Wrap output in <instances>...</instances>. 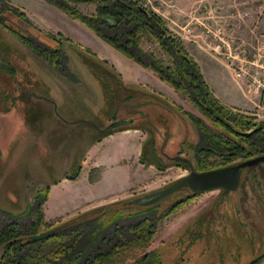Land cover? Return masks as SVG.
I'll list each match as a JSON object with an SVG mask.
<instances>
[{"label": "rangeland", "instance_id": "374dc122", "mask_svg": "<svg viewBox=\"0 0 264 264\" xmlns=\"http://www.w3.org/2000/svg\"><path fill=\"white\" fill-rule=\"evenodd\" d=\"M140 1L157 12L167 29L179 37L181 26L192 16L207 15L208 17L212 15L213 18L221 17L228 27H232L236 34L246 39L255 33H264V0ZM9 2L11 5L20 6L19 9L26 14L32 24L11 11L4 12L6 22L26 35L36 36L39 41L33 39L35 44L47 47L49 52L60 46L62 62L60 66H56L54 60L39 53L0 23V107L6 108L7 104L22 101L28 94H34L30 98L33 103L31 110L38 112L27 120L15 119L14 131L8 135L5 127L0 130L1 209L19 213L29 202L34 201L40 191L44 192L46 186L58 182L48 188L45 200L47 197L54 199L50 206L59 212L60 216H64V212L87 200L117 195L125 189H128L126 197L129 198L162 186L187 172L188 167L176 163L164 168L156 166V163H165L167 159L157 156L155 147L153 151L149 148V138L151 133L153 134L150 127L152 125L149 124L147 126L149 137L143 142L139 155L144 161L141 163L139 161L141 169H150L149 171L144 170L140 173L131 154H126L123 150L121 152V149L116 152L122 143L125 147L129 145L130 137L122 135L102 140L97 148L100 159L106 160L108 156L111 159L119 157L121 166L116 164V160H111L107 171L103 172L99 181L93 185H85L81 175L77 179L74 178L76 175L74 179L66 178L65 176L76 166L81 167L77 174L82 171V166L85 169L86 151L92 146L91 142L95 140L99 129L113 118L134 120L133 117L116 115V112L128 114L136 109L128 110L125 103L127 98L123 99L126 93L136 89L132 87L136 84L130 81L122 82L115 69L119 68L128 79L139 78L134 69V65L139 64L106 43L83 23L71 18L58 6L46 0ZM76 5L83 12H91L94 8L93 3L79 2ZM47 33H53L59 45L46 36ZM64 37H68L72 43H68ZM180 38L200 71L202 67L203 78H207L217 94H221L225 100L228 97L231 99L242 97L240 88L230 73L221 67L219 59L213 57L218 55L207 42L208 39L205 37L203 39L201 35L191 39ZM45 40L51 46L47 45ZM139 44L142 49L152 51L167 61L166 54L151 37L145 36ZM84 48L93 52L96 58L89 55L92 53H86ZM82 56L91 59L89 62L92 67L95 61V70L88 69ZM101 60L105 61V64H99ZM6 62L11 64L12 69L2 68ZM101 66L107 67L112 75L105 79L101 75L96 76ZM143 68L157 77L149 68ZM103 81L108 83L111 92L103 90ZM209 88L214 94L210 86ZM177 99L185 106L190 105V112L201 116L184 96ZM246 101L242 107L223 103L232 109L254 115L256 121L264 120V100L257 95L256 104L251 100ZM170 109L167 113V123L175 140L167 141L163 150L177 153L192 163L194 155L191 144L197 141V130L178 108ZM54 111L59 118L54 116ZM18 121L20 122L17 124ZM145 121L147 119H137L133 124L145 126ZM249 130L251 129L246 131ZM238 160L239 158H235L231 163ZM148 164H153V167ZM99 174V167L89 168L88 180L97 179ZM61 177L67 182L59 181ZM187 192L186 189L179 188L159 199L156 203L157 211ZM113 201L105 202L103 205ZM44 202L45 219L51 222L61 220L59 217L51 218L45 215ZM108 205L110 208L105 209L108 213L113 208H118L124 213L136 210L133 204L119 202L113 206ZM77 212L79 211L64 218ZM6 220L7 218L0 212V221ZM107 233L111 234V231ZM80 238L83 239L84 235L81 234ZM151 248L157 249L160 264H246L264 253V162L244 166L236 189L221 193L220 188L214 187L196 193L162 218L147 245L133 252L138 253ZM257 264H264V258Z\"/></svg>", "mask_w": 264, "mask_h": 264}, {"label": "trees", "instance_id": "16d2710c", "mask_svg": "<svg viewBox=\"0 0 264 264\" xmlns=\"http://www.w3.org/2000/svg\"><path fill=\"white\" fill-rule=\"evenodd\" d=\"M46 1L83 23L98 37L137 64L149 68L160 80L180 92L197 109L202 117L176 104L197 130V141L191 144L194 155L192 165L196 170L230 164L235 158L241 160L264 152V120L256 121L254 115L232 109L221 102L211 92L198 64L184 47L181 38L169 31L160 15L142 1ZM79 2L93 3L94 8L91 12H83L76 5ZM6 11L14 12L21 19L32 24L19 6L11 5L9 0H0V23L39 53L54 60L56 66H60L62 62L60 46L49 52L47 47L36 45L33 41V39L38 40L36 36L26 35L6 22L4 17ZM37 29L41 31L40 28ZM46 36L59 45L53 33H47ZM145 36L157 42L159 48L166 54L167 61L152 51L140 47L139 43ZM64 38L68 43H72L68 37ZM46 44L49 45L48 41ZM84 51L90 52L87 48H84ZM90 53L92 54L89 55L96 58L93 52ZM82 57L88 69H94L95 61L92 67L89 62L91 59ZM99 64H105V61L101 60ZM10 65L6 62L2 68L12 69ZM106 68L101 66L96 76L101 75L105 79L112 75ZM102 85L103 90L111 92L106 81H103ZM127 97L126 93L123 99ZM129 121L124 118H113L98 130L95 140L114 130L129 127ZM247 129H252L249 134L239 132ZM149 141L151 149L153 136L150 135ZM151 150L153 151V147ZM162 156L166 157L167 161L156 163L159 168L174 163L187 167L186 162L180 160L177 153L172 155L162 153ZM139 161L144 162L140 156ZM79 168L80 166L74 167L65 177L73 178ZM48 188L46 186L44 192L40 191L34 201L29 202L19 213L0 208V212L7 218L5 222L0 221V264H67L70 261H74V264H160L156 248L141 250L138 253L133 250L143 249L155 233L157 223L198 193L184 188L187 193L160 211H157V202H155L146 206L134 205L136 210L126 213L118 208H113L109 213L105 212V209L110 208L108 204L113 206L115 203H121L124 200L122 198L51 222L45 219L43 212V202ZM55 226L59 228L48 236L30 237L31 234ZM107 231H111V234ZM81 234L84 235L83 239L80 238ZM263 258L264 253L246 264H257Z\"/></svg>", "mask_w": 264, "mask_h": 264}, {"label": "crops", "instance_id": "0c3cea01", "mask_svg": "<svg viewBox=\"0 0 264 264\" xmlns=\"http://www.w3.org/2000/svg\"><path fill=\"white\" fill-rule=\"evenodd\" d=\"M180 37L184 38L183 34L181 32H180ZM213 57H215L216 59H219L221 61L220 62L221 67H223L225 70H227L230 73L231 78L238 85L237 87L240 88V91L242 93V97L240 99L239 98L236 99L235 97L233 99H231L230 97H228L225 100V98H223L221 96V94L219 95L213 90L211 84L208 83L207 78L204 77L205 81L211 87L214 94L219 99H221L224 103L235 105L238 107H242L243 103L247 102L246 100H248V101L251 100L256 104L255 100H256L257 94L251 93V95H250V94L246 93L245 88L242 85V83L237 81L233 77L230 69L225 65L224 61L221 60L216 55H214ZM108 63H109V65H112V63H110V62H108ZM134 66H135L134 69L137 72V74L139 75V78L136 77L134 79H128L127 77H125V75L123 74V72H121V70L119 68L118 69L120 70V72L118 71L117 68H116L117 69L116 70L113 67L115 69V71H117L119 73V76L121 77L122 82L130 81V82H133L136 84L135 86H132L133 88L136 87V89L127 93V94H131V96H128L127 99L125 100L127 108H129L128 110H131V108H136V109L129 112L128 114H126V113L123 114V112H121V113L116 112V115H118V117H133L134 120H130L129 123H131L130 124L131 126L123 128V129H119V130H114V131L107 133V134H105V135H103V136L99 137L98 139L93 140L91 142L92 146L87 149L85 157H84V159H86L85 169H83V166H82V171L80 172V174L78 173L74 177L77 179L78 176L81 175V177L84 179L85 185H89V184L93 185V184L97 183L99 181V179L101 178L102 173L106 172L107 169L109 168V166L112 162L111 160H116V164L121 166V161H120L119 157H118V159H116V157L114 159L113 158L111 159L110 156H108V159L104 160V159H100L98 156L97 148H98L100 142L102 140L105 141L109 138H112L113 136L125 135L127 137H130L129 145L127 147H125L124 146L125 144L122 143L116 149V152H118L117 151L118 149H121V152L123 150L124 152H126V154H131V157H133L135 160L136 169L138 171H140V173H143L144 170H148V171L150 170V169H141V166H140L141 162L139 163V160H138L139 159V153H140L141 148L143 146V142H145L146 139L149 137V135H148L149 134V128L147 127L149 124L152 125V126H150L152 128L151 131H153V134H151V136H153L152 147H155L156 155L162 156V153L167 154V155L174 154V152L163 150V147L167 143V141H169L171 139L175 140V138L172 137L171 132L169 131V125L167 123V113L171 110L170 107L177 109L176 104H179L180 106H182V108L184 107L186 110L190 111V109H189L190 105L185 106L181 102H179L177 97H180L183 95H181L179 92L175 91L173 89V87H170L169 85H167L164 82H162L161 80H159L157 77H155L153 74H151V72L149 70H147V69H145L139 65L138 66L134 65ZM201 73L204 76L202 67H201ZM132 94H134V96ZM32 95H34V94H28V96H26V98H23L22 101H16L15 103L11 102L10 105L9 104L6 105V108L4 106L0 107V130L1 129L3 130L5 127V130L7 131L6 134L8 135L10 132L14 131V120L15 119L27 120V119H29V117L35 116L38 113L34 110H31L33 103H31L30 98ZM186 103L188 104L187 101H186ZM53 113H54L55 117L59 118L57 116V114L55 113V111ZM137 119L138 120H144V119L146 120L147 119V121H145L146 123H144L145 126L133 124L134 121H137ZM4 122H5V126L3 127L2 124ZM19 122L20 121H18L17 124ZM23 122H25V121H23ZM6 124L7 125L9 124V126H7ZM12 125H13V128H12ZM152 147H151V149H152ZM155 149H153V150H155ZM155 161H157V159ZM148 165L153 167V164H148ZM93 167L97 168V169L99 167L100 168V174H99V177H97V179H95L93 181H89L88 177H87L88 169L93 168ZM59 181L67 182L65 180V178H63V177H61L59 179ZM68 181L74 182L75 180H68ZM56 183H58V182H56ZM55 184L52 182L49 187H52ZM127 193H128V189H125L123 192H121L120 194H117V195H110V196H106V197L100 198V199L87 200L84 203L74 207L73 209L64 212V216H60L61 214L59 215V212H56L53 210V207H51L50 204L53 203L52 200H54V199H50V197H47V199L44 202V211H45L46 216H49L51 218L59 217V219H62L65 216L72 214L76 211L85 210L87 208H90V207H93V206H96L99 204H103L105 202H110V201H113V200L118 199V198H120V199L124 198L127 196ZM58 195L59 194H57V196Z\"/></svg>", "mask_w": 264, "mask_h": 264}, {"label": "built area", "instance_id": "2783aa9c", "mask_svg": "<svg viewBox=\"0 0 264 264\" xmlns=\"http://www.w3.org/2000/svg\"><path fill=\"white\" fill-rule=\"evenodd\" d=\"M181 33L190 39L198 35L208 39L245 92L255 93L264 100V33H255L246 39L228 27L221 17L213 18L212 15L192 16L181 26Z\"/></svg>", "mask_w": 264, "mask_h": 264}, {"label": "water", "instance_id": "95a60500", "mask_svg": "<svg viewBox=\"0 0 264 264\" xmlns=\"http://www.w3.org/2000/svg\"><path fill=\"white\" fill-rule=\"evenodd\" d=\"M251 130L239 132L242 134H249ZM178 158L186 162L188 170L185 174L157 188H152L129 198L124 197L121 204H133L139 206L150 205L179 188H187L190 192H200L218 187L220 188L221 193H226L229 190L237 188L240 181L241 170L244 166H249L259 161L264 162V152L257 153L230 164L204 170H196L188 159L182 158L180 155H178ZM58 228V226L51 227L42 230L39 233L31 234L30 237L43 238L54 233ZM67 264H74V261H70Z\"/></svg>", "mask_w": 264, "mask_h": 264}, {"label": "bare ground", "instance_id": "6f19581e", "mask_svg": "<svg viewBox=\"0 0 264 264\" xmlns=\"http://www.w3.org/2000/svg\"><path fill=\"white\" fill-rule=\"evenodd\" d=\"M2 124V123H1ZM3 125V127L5 126V122L2 124Z\"/></svg>", "mask_w": 264, "mask_h": 264}]
</instances>
